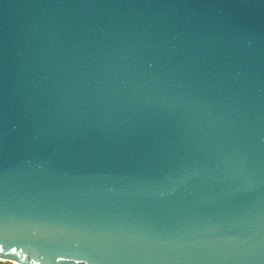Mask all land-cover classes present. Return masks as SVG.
I'll use <instances>...</instances> for the list:
<instances>
[{"label": "water", "instance_id": "obj_1", "mask_svg": "<svg viewBox=\"0 0 264 264\" xmlns=\"http://www.w3.org/2000/svg\"><path fill=\"white\" fill-rule=\"evenodd\" d=\"M0 258L264 264V0H0Z\"/></svg>", "mask_w": 264, "mask_h": 264}, {"label": "built area", "instance_id": "obj_2", "mask_svg": "<svg viewBox=\"0 0 264 264\" xmlns=\"http://www.w3.org/2000/svg\"><path fill=\"white\" fill-rule=\"evenodd\" d=\"M0 264H18L15 261L0 258Z\"/></svg>", "mask_w": 264, "mask_h": 264}]
</instances>
